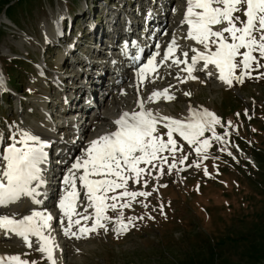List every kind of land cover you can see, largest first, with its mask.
I'll use <instances>...</instances> for the list:
<instances>
[{"label":"rangeland","instance_id":"rangeland-1","mask_svg":"<svg viewBox=\"0 0 264 264\" xmlns=\"http://www.w3.org/2000/svg\"><path fill=\"white\" fill-rule=\"evenodd\" d=\"M177 1L169 7L178 8ZM71 2L77 0H70V5ZM67 4L68 0H0L4 15L10 21V24L2 22L0 25V79L3 81L0 109L6 115L0 117V155L13 142L10 137L15 136L19 141L21 132L32 134V125L44 123L46 118L37 106L42 99L51 109L60 106L56 96L64 94V79L74 76L72 66L61 64V59L68 63L67 51L63 48L73 55L79 45L77 35L88 34L84 26L90 19L80 14L79 22L77 16L71 19L70 13H66ZM124 4L130 7L128 0ZM103 8L108 10V21L120 5L116 0H105ZM129 9L132 14L133 8ZM182 11L184 13L181 5L179 16ZM96 14L100 18L98 11L92 19ZM235 15L246 19L243 11ZM172 17L177 24V16ZM56 23L61 26V37ZM180 24L178 22L176 30L184 28ZM69 27L70 36L63 42L61 39L68 34ZM21 37L25 41H20ZM228 39L231 42L230 37ZM196 45L203 49L202 45ZM210 47L215 50V45ZM184 51L189 59L195 54L191 47ZM11 53L21 60H9ZM79 53L88 56L86 52ZM253 55L259 59L258 53ZM24 58H30L34 64ZM240 59L238 56L236 62ZM44 63L50 67L46 68ZM259 63L264 65V59H259ZM33 69L35 72L31 71ZM26 70L31 76L24 74ZM240 71L239 67L235 70L237 76ZM209 73L211 70L195 73L199 81L189 80L181 86L175 84L171 90L174 99L158 100L154 106L165 105V113L173 114L176 119L183 117L186 108L207 109L219 119L214 131L222 139L216 140L212 131H205L200 139H209L210 146L198 154L195 145H189L174 133L179 149L174 155L166 150L161 154L167 158L166 162L154 161L156 167L142 163L140 167H144L145 172L138 183L129 180L128 191L150 195L137 196L130 201V207L119 209L118 206L115 211L109 208L106 213L115 218L122 211L125 222L131 217L132 223L126 232L117 234L114 221H105L108 231L97 228L80 238L66 236L61 233L66 222L61 220V213L58 214L60 223L55 234L64 243L60 244L56 264H264V67L257 68L254 63L250 75L244 76L242 82L233 79L231 85L214 84L213 78L206 77L211 76ZM55 79L61 84L58 83L53 92L50 80ZM155 84L158 88L163 85L159 80ZM152 85L150 82L149 86ZM138 90L142 93V86L127 93L126 98L118 96V107H133ZM166 133L163 125H157L156 134L165 141ZM183 157L187 159L180 163ZM170 165L174 166L170 169ZM77 186L80 187L79 181ZM121 191L123 189L116 190L117 193ZM119 202L123 203L124 199ZM79 203L76 211L83 213ZM90 211L91 217L93 209ZM91 223L92 219L81 220V225L90 227ZM72 230L77 231L75 224ZM28 248L2 241L0 255H16L29 264H49L45 256ZM5 264L16 262L5 261Z\"/></svg>","mask_w":264,"mask_h":264},{"label":"snow or ice","instance_id":"snow-or-ice-1","mask_svg":"<svg viewBox=\"0 0 264 264\" xmlns=\"http://www.w3.org/2000/svg\"><path fill=\"white\" fill-rule=\"evenodd\" d=\"M186 3L182 23L188 25L187 38L196 41L204 49V51L192 49L195 55L191 57V63L184 69L189 78L195 79L192 72L198 61H204V68L214 65L219 70V79L229 85L232 84L233 79L242 82L244 76L250 75L254 63L257 68L264 67L259 63V59H264V0H186ZM241 11L246 17L245 20L235 15ZM214 26L220 27L214 30ZM210 45H215L214 51ZM177 47L173 40L159 63L162 64L174 56ZM241 49L245 51L241 52ZM253 53H258L259 59ZM158 55L159 53H153L147 63L138 68L136 76L141 83L147 75L156 72L159 66L156 61ZM184 55L188 54L184 53ZM238 56L241 57L239 63L236 62ZM173 63L179 65L187 61L175 59ZM238 67L241 71L237 76L235 70ZM2 83L0 79V85ZM185 95L190 94L185 93ZM161 97L167 100L174 99L168 94L167 89L153 91L148 99L154 101ZM139 107L140 111L131 114L122 113L114 121L117 126L115 131L91 140L84 149V155L77 157L65 174L64 192L58 203L62 214L61 220L65 218L67 220V226L63 227L64 235L80 238L95 232L97 228L108 231L105 221H114V231L117 234L126 232L132 223V218L129 217L125 222L122 211L113 218L106 214L107 210L111 208L115 211L118 206L119 209L130 207V201L137 196L150 195L148 192L128 191V182L129 180L134 183L139 182L145 172V168L140 167L142 163L156 167L154 161L164 163L167 160L161 155L163 152L167 150L174 155L179 150L177 141L173 138L174 133L187 141L189 145H195V151L198 154L210 146L209 139H200L205 131H212L213 138L216 140L222 139L214 131V125L219 123V119L207 109L196 111L189 108V116L176 119L145 110L143 103H140ZM161 122H164V127L167 129L166 141L156 134L157 124ZM10 139L13 142L4 148L2 156L6 164L2 173L3 179L0 180V205L17 201L21 196L33 197V202L39 204L41 201L35 199V194L37 187L44 183L41 165L47 160L45 152L47 145L39 137L28 132H21L19 141L15 139V136ZM17 144L20 146L18 147ZM184 159L187 157L181 158L179 162L183 163ZM173 166L170 165V169ZM205 174L207 175L206 170ZM34 181L37 182V187H31ZM77 181L86 190L84 196L88 204L84 213L76 211L80 197ZM117 189H123V191L117 193ZM121 199H124L123 203L119 202ZM88 208L93 209L91 217L87 212ZM74 217L79 218L74 219ZM89 219H92L90 227L81 225V220ZM52 220L53 217L50 214L38 210H33L20 219H16L15 216H0V230H3L6 235L8 233L18 235L28 247H32L29 237H36V242L39 244L36 250L44 254L49 264H56L53 255L56 245L51 233ZM74 224L77 226L79 235L77 231L72 230ZM46 230L47 234H45ZM5 261L29 264V261L22 260L16 255L0 256V264H5Z\"/></svg>","mask_w":264,"mask_h":264},{"label":"bare ground","instance_id":"bare-ground-1","mask_svg":"<svg viewBox=\"0 0 264 264\" xmlns=\"http://www.w3.org/2000/svg\"><path fill=\"white\" fill-rule=\"evenodd\" d=\"M185 6L187 7L186 0H185ZM186 7L184 9V13H183L182 18H180V20H179V22H181L180 25H183L184 28L182 30H176L177 24L173 20L172 23H171V24H173L172 30L170 31L171 33L169 32L170 35L168 37H164L163 36L159 41H157V44H156L155 49L153 51V53H159V55L156 57V61H157L158 65H159L157 67L156 72L147 75L146 78L144 79V81L141 83L137 79V76H136V72L138 70L136 67H137L138 63L136 62L135 54H136L137 50L134 49L135 45L133 43H130V42L127 43V45L124 47V49H123V51L121 53L123 55H129L128 63L132 67L134 73H132V75H130L129 78L126 79L125 85H123L122 87H119V89H116L114 94H112L114 96L109 101L108 108L106 107V110L104 111L106 117H103L102 118L103 120L101 122L97 123L96 125H92L91 129H93L94 131L90 135L85 136L86 139H85V137H83V135L85 133V126H86L85 124L86 123L83 122L81 120V118H79V120H78V117H75L72 120V122L69 125V127L67 129L63 130L64 132H66L67 135H69L70 137L72 136L73 138H75V140L70 145H66V146H68L67 147L68 151L75 152V146H76L75 143L76 142L79 143L78 146L81 148L80 153L74 155L71 158V161L69 162V163H71V165H72L73 162H75V159L77 157H81V156L84 155V149L88 146V144H89V142L91 140L96 139V138H98L101 135H104L106 133H109V132H112V131L116 130L117 126L114 124V121L116 119H118L122 113L127 112V113L131 114L133 112L140 111V107H139L140 103H143L145 110H151L154 114L155 113H159L161 116H168V117L175 118V116L173 114H171L169 112L167 114L165 113V112H167L166 111L167 108H166L165 105L157 104V105L154 106V104L157 103L158 100L168 101L167 99H164L163 97H161L159 99H156L154 101H150L148 99V97L153 93V91H163L164 89H167L168 90V94L171 95V96H174V94L171 93V90H173V87L175 86V84H176V86H181L182 84L187 83L189 80L199 81V78L196 76V74H198V72L205 73L206 70H209V71L211 70V73H212L211 76H206V77L213 78V80H214L213 83L214 84H220V83L222 84V83H224V81L219 79V75H220L219 70L216 69L214 65H210L209 69H208V67L204 68V64H203L204 61H198V62H201V63L197 62L198 65H200V66L197 67V68H194V70L192 72V76L195 77V79L189 78L188 73L186 71H184V69L187 67V65L191 63V59H189L190 57L187 58V56L184 55V53H186L184 51V49L186 50L188 47H191L192 49L195 48L198 51H204L200 47L198 48V46L196 45L197 44L196 41L187 38L188 25L185 24V23H182V20L184 18V14H185V11H186ZM164 9H165V7H164ZM219 27L220 26H214V30H218ZM21 40H22V42L25 41V39L23 37L20 38V41ZM173 40H175L176 44L178 45V47L175 50L174 56H172L168 60L164 61V63L160 64L159 62L161 60H163L164 52L167 50L169 44ZM157 45H159V47H157ZM136 47H137V45H136ZM152 54H150L149 57H151ZM175 59H180L182 61H187V63H181V64L177 65V64L173 63V60H175ZM145 63H147V59H145L143 64H145ZM202 68H204V71H203ZM177 71H179V72L177 73ZM169 76H172L170 78V79L173 80L172 82L170 81V79H168ZM156 80H159L163 84L162 86H160V88H158L159 86L155 84ZM150 82L153 83V85L151 87L149 86ZM139 86H142V91L143 92L140 93V91L138 90L134 106L133 107L132 106H124V107L120 106V107H118L120 105V102H118L119 101L118 96H120L121 98H126V94L127 93H131L132 90L135 91L136 87H139ZM111 101H113L114 103H112ZM40 104H42V105L45 104L46 105L45 102H40ZM117 107L120 108V109L116 112L115 109ZM192 109H194V107H192ZM184 110H185V112H184L185 114L183 115V117L181 119L189 116V108H186ZM72 116H74V115H72ZM157 125H163L164 126V122L158 123ZM109 126H111V129H110V131L107 132V129H108ZM32 128L33 129L30 131L32 133V135H35V136L39 137L45 143L47 142V140L50 141V139L52 137L57 138L54 134L51 135V130H50V124L49 123H47V124L43 123L41 125L40 124L32 125ZM88 128H90V126ZM46 148H45V152H46ZM5 164H6V162H3V167L4 168H5ZM44 164L41 165V169L43 167H45ZM81 172H82V170H81ZM41 175L43 176V174H41ZM2 179H3V177L1 176L0 180H2ZM3 182L6 183V181H3ZM44 182H46V181L44 180ZM31 186L32 187H37V182L34 181ZM38 188H37V190H38ZM39 189H41V188H39ZM85 191L86 190H84V192ZM42 192H43V190H40L41 194H42ZM36 195H37V193L35 194V197H36ZM43 195H45V194H43ZM82 197H83V199L85 201L84 205H83V208H82L83 213H84L85 207L88 204V201H87V199L85 198L84 195H82ZM12 203H15V202H12ZM20 203H21V205H20ZM28 205H32L31 207H37V204H30V203H27L25 201H20V202L16 203L15 205L8 203V204H6V213L11 215L9 217H13V216L18 215L19 209L21 211H30L32 208H29ZM90 209L91 208L87 209L88 212H90ZM37 210L41 211V208L37 207ZM29 214L23 213L22 215L25 216V215H29ZM64 220H65L66 224L63 227H66L67 226V220H66V218ZM63 227L61 228V233L62 234H64ZM51 233H52V236H53V239H54V243L56 245V247L54 248V252H53L54 259L56 261L57 258H58V255L60 254V251H61L60 244H61V242L64 243V240L63 239L62 240L58 239L56 237L55 230H53L52 228H51ZM45 234H47V230H46ZM2 235H5L9 239H10V237L17 238L18 240L16 241V243L22 244L23 246H25V248H28V246L25 244L24 240L21 237H19L18 235H16V234L8 233L6 235L3 230H0V236H2ZM29 240L31 241L32 246L36 247V248L35 247H29V248L30 249H34L35 251H37L36 249L39 247V244L36 242L37 238L34 237V236H30ZM37 252L44 256L43 253H41L39 251H37ZM0 256H2V255H0Z\"/></svg>","mask_w":264,"mask_h":264},{"label":"trees","instance_id":"trees-1","mask_svg":"<svg viewBox=\"0 0 264 264\" xmlns=\"http://www.w3.org/2000/svg\"><path fill=\"white\" fill-rule=\"evenodd\" d=\"M2 8H3V6L0 5V12H1ZM71 8H72V10H74V5H72Z\"/></svg>","mask_w":264,"mask_h":264}]
</instances>
